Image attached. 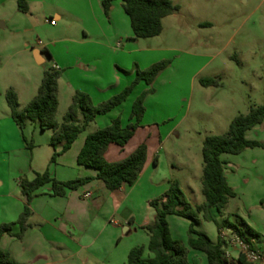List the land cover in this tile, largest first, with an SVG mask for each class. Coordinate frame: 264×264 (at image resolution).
I'll return each mask as SVG.
<instances>
[{
    "label": "rangeland",
    "instance_id": "374dc122",
    "mask_svg": "<svg viewBox=\"0 0 264 264\" xmlns=\"http://www.w3.org/2000/svg\"><path fill=\"white\" fill-rule=\"evenodd\" d=\"M58 1L59 6L68 10L70 18L66 25L60 24L62 31L44 23L33 29L35 40L40 38L48 46L52 58L46 57L42 64L34 56H28L32 58L28 63L26 57L21 55L13 57V60L10 57L0 60L2 107L7 108L5 92L8 89L21 91L29 87L31 82L39 88V80H42L44 71L55 68L57 63L60 64L62 80L56 120L61 123L70 105V97L65 94V85L69 80L81 82L82 78L94 77L99 70L106 71L108 77L119 75L121 81L113 82L106 99L91 98L93 104L98 106L131 86L136 80L137 70L146 71L154 64L168 62L169 66L152 85L153 93H148L150 87L141 81L119 108L100 119H111L108 126L112 122L111 117H114L113 120L119 118L123 127L134 123L135 120L131 118L133 106L137 98L147 92L144 101L146 111L141 122L145 128L136 133L135 139L147 145L151 157L155 154L157 156L153 180L160 184V188H155V200L165 196L171 182L177 181L189 203H194L192 190L196 191L195 197L204 202L202 150L205 139L227 133L235 117L248 114L252 107L264 105V0H171L180 10L163 20L161 35L139 39L137 42L131 41L133 32L130 19L122 3L116 2L106 14L102 0L97 20L92 19L93 31L85 46L78 43L82 37V22L79 18L80 13L91 15V9L85 11V5L81 2L84 5L81 6L78 0ZM25 2L29 8V0ZM48 6L47 2L44 9ZM47 12L49 14L45 21L50 24L52 10L48 9ZM22 40V36H19L13 41V48L20 47ZM101 44L108 45V51ZM81 58L96 61L99 66L91 67L84 73L74 64L76 59ZM67 64H70L69 67ZM205 78L216 79L218 85L204 87L201 80ZM90 83L94 84L90 81L88 86ZM28 98L22 102L28 104L32 100ZM96 123L92 122L81 135L94 133L97 130ZM29 132L30 129L25 134L33 145L32 151H43L45 144H38L40 140H47V136L37 135L34 141ZM257 134H261L258 138L264 141V131ZM157 147L158 151L155 152ZM5 159L6 155L2 154L0 172L6 171L9 185L17 186V179L9 175ZM222 160L227 162V183L236 193V197L229 200L225 209V218L234 224L232 215L236 214L248 224L251 211L255 213L254 206L262 201L258 193L260 189L264 195V149H246L238 155L224 154ZM16 165V154L13 153V175ZM142 185L149 188L148 176ZM141 213V210L137 211L136 219H140ZM173 219L184 224L186 220L171 217L168 224L172 237L188 248L180 237L186 234L185 229L183 234L181 225L172 222ZM196 229L207 234L213 241L218 240L216 224L202 221ZM224 232L227 237H234L228 229H224ZM140 233L143 235V232ZM128 238L121 237V240L117 239L113 244L115 260L121 257L125 239ZM147 243H138L136 247H146ZM0 251L16 261L13 258L12 237L3 240L0 236ZM44 253L49 256L44 263L55 260L59 254L49 246L45 247ZM149 256L146 250L145 258ZM87 257L85 252L70 264H95L93 261L85 263ZM19 258V262H24L27 256ZM124 258L120 264L126 263L127 257Z\"/></svg>",
    "mask_w": 264,
    "mask_h": 264
},
{
    "label": "crops",
    "instance_id": "0c3cea01",
    "mask_svg": "<svg viewBox=\"0 0 264 264\" xmlns=\"http://www.w3.org/2000/svg\"><path fill=\"white\" fill-rule=\"evenodd\" d=\"M56 1L29 0L28 12H22L19 9L18 0H0V60L5 59L4 57H10L9 59L12 58L13 60V57L21 55L26 57L25 60L28 63L32 60V58L30 59L28 56H34L35 60L42 64L45 63L46 57L49 59L52 58L48 46H46L40 38L35 40L33 29L44 23L46 26L59 28V30L62 31L60 24L63 23L66 25L70 18L67 12L68 10L59 6L58 4H60V2L58 0ZM78 1H80L81 6L85 5V11L88 12L91 9V15L87 13L83 15L80 13L81 18H79L82 22L80 26L82 37L79 38L78 43L85 46L93 31L92 23L94 21H92V19L97 20V13L98 10H100L99 4L102 0ZM47 2L49 6L45 10L44 7ZM81 2L84 5H82ZM116 2L114 4H116ZM48 9L52 10L49 21L55 20V25L47 24L45 21L49 14L47 12ZM19 36L23 38L21 46L13 48V41L17 40ZM138 40L139 39L134 38L133 33L131 41L137 42ZM34 45H36V47ZM101 45L108 51V45ZM100 63L102 67L103 64L101 61ZM74 64L84 73L91 67L99 66V63L96 61L82 58L76 59ZM69 65L70 64H67V67H69ZM55 68L61 71L60 64L56 63ZM61 80L60 77L58 92L59 107L61 100ZM39 81L41 84L42 80ZM90 81H93L94 84L90 83V86H88ZM115 81H121L119 75L108 77L106 71L100 72L99 70L97 75L89 79L82 78L81 82L69 80L65 85V94L70 97V105L77 91L90 95L92 99L103 100L106 99L105 97L108 95ZM36 87L38 88V86H34V82H31L29 87H24L21 91L17 89L21 110L25 108V106L22 108V105H27L25 104L26 102H22V100L28 97L32 99L37 90ZM114 110L106 115L98 116L95 119V122H97L95 125L97 130L109 125L111 119L105 121L100 118H102V116H109ZM111 118L113 121L114 117ZM144 128L145 127L140 126L136 133ZM29 129V135H31L34 141L37 135L47 136V140H40V144H38L40 146H42L41 143L45 144L43 145V151H38L37 153L32 151L33 145L29 143L28 136L25 134L26 130ZM262 131H264V122L250 130L246 137L249 140L262 141V143H264L263 140L258 138L261 134H257V132ZM52 135L53 132L51 130L43 131L37 123L31 121H27L24 129L21 130L12 118L8 104L6 109L2 107L0 93V156L2 154L6 155L7 159H5V161L8 164L7 170L9 175L17 179V186H10L6 171L0 172V226L3 224L16 223L24 212L27 199L22 195L19 185L21 177L27 176L29 179H33L35 173H43L46 170H49L51 175L60 182L96 176L95 170L79 166L77 162L78 155L84 146L87 136L80 135L71 148L58 157L56 163H51V158L54 153V148L51 145ZM135 135L125 147L111 144L105 154L106 160L110 163H115L129 157L143 143L142 141H136ZM158 147L155 149V152L158 151ZM13 153L16 154L17 161L14 175ZM155 155L151 157V155L148 154L145 168L133 186L124 185L118 190L110 191L103 182L94 180L84 184L77 190L68 191L65 196H53L51 184L39 189L37 195L30 203V208L32 210V215L29 218L30 227L24 232L22 238L19 239L7 233L1 236L3 240L8 237L13 238V258L20 264H70L71 261L79 259L81 255L86 252L89 257L86 258L85 263L93 261L95 264H120V261H124V257L128 258L129 252L139 245L138 243H147V241L149 243V234L145 230V227L152 224L155 220L156 213L150 203L155 201V188H160V184L155 183L153 180V168H156L154 160L157 157ZM226 166L227 162L225 164V167ZM146 176H148L149 188L143 187L142 185ZM192 192L196 196V191L192 190ZM262 192L261 189L258 192L260 193L259 195H261L262 201L254 206L256 209L254 210L255 213L251 211L249 225L244 220L243 221L260 235V239H255L253 244L255 248L264 252V195ZM195 196L194 203H190L193 207L203 203L200 202L199 197ZM139 210H141L142 213L139 214L140 219L138 220L135 215H137L136 213ZM214 214L218 220H222L221 223L226 220L229 221L225 218V210L222 215L216 213V211H214ZM232 216L235 219L234 224L242 227L239 223L241 218L236 214ZM171 217H178L186 220V224L179 221L177 223L174 219L172 222L181 225L183 234L185 229L186 234L180 237H182L183 241L188 245L190 221L183 217L171 215L168 217L169 222ZM199 219V225H201V222L204 221L201 215H199ZM20 231V226L15 224L13 226V233L17 234ZM140 232H143V235H141ZM124 236H129L130 238L125 239L126 243L121 250V257L115 260V253L112 252L113 244L117 239L121 240V237ZM141 237L144 238L141 239ZM219 241L223 243V250L225 256L227 255V259L233 264H237V259L241 251L233 237H227L223 230L220 234L218 232V240L213 242L218 243ZM48 246L51 247L52 250L58 251L59 254L55 260L44 263L43 261H47L49 257L44 253L45 247ZM149 254L150 256L146 258H152V254L150 252ZM23 256H27L26 260H24V262H19V257ZM188 260L191 264H210L204 252L193 249L189 247V245Z\"/></svg>",
    "mask_w": 264,
    "mask_h": 264
},
{
    "label": "trees",
    "instance_id": "16d2710c",
    "mask_svg": "<svg viewBox=\"0 0 264 264\" xmlns=\"http://www.w3.org/2000/svg\"><path fill=\"white\" fill-rule=\"evenodd\" d=\"M116 1L122 2L123 9L130 18L134 38L137 39L161 35L163 20L180 10V7L171 0H103L102 6L106 14L109 13ZM18 5L22 12H28L29 8L25 0H18ZM168 66V62H160L152 65L146 71L137 70L136 80L131 86L98 106L93 104L90 95L77 91L61 124L56 120L59 108L58 92L61 71L56 68L44 72L36 96L24 109H20L18 94L13 88L6 91L5 98L11 116L21 130L24 129L27 121H31L37 123L41 130L53 132L51 145L54 148V153L51 163H56L58 157L71 148L73 143L98 116L106 115L121 106L133 93L139 82H145L150 87L148 93H153V83ZM201 84L204 87L217 86L218 81L205 78L201 80ZM146 95L147 92L141 94L133 106L131 118L135 120L134 123L123 127L118 118L113 120L110 126L97 130L86 137L77 162L79 166L95 170L96 176L60 182L51 175L49 170H46L43 173H35L33 179H29L27 176L21 177L19 185L22 195L27 199V204L16 223L0 226V236L7 233L19 239L22 238L24 232L30 227L29 218L32 215L30 203L37 195L38 190L48 184H51L53 196H65L68 191L77 190L94 180L103 182L110 191L118 190L124 185L133 186L145 168L148 156L147 145L141 144L129 157L115 163L108 162L105 154L111 144L125 147L133 138L145 115L144 101ZM263 122L264 105L255 106L250 109L248 114L235 117L227 133L208 136L205 139L202 150V194L205 199L204 202L193 207L181 192L178 182H171L170 189L165 196L150 203L156 215L154 222L145 227L149 234L148 245L133 248L128 254L126 264H191L188 260V248L171 235L168 224V217L171 215L183 217L190 221L188 245L204 252L210 264L233 263L225 257L222 242L214 243L207 234L197 231L196 227L200 224L199 215L204 221L216 224L219 234L224 229H229L248 243L260 239V235L243 220H239L242 227L227 220L221 223L214 211L222 215L229 200L236 197V193L227 183L226 162L222 160V156L224 154L238 155L246 149H264V143L249 140L246 137L250 130ZM156 163L157 157L154 160V164ZM15 224L21 228L17 234L13 233ZM146 250L152 254V258L144 257ZM0 264L20 263L12 260L9 254L0 251ZM237 264L249 263L240 254Z\"/></svg>",
    "mask_w": 264,
    "mask_h": 264
},
{
    "label": "built area",
    "instance_id": "2783aa9c",
    "mask_svg": "<svg viewBox=\"0 0 264 264\" xmlns=\"http://www.w3.org/2000/svg\"><path fill=\"white\" fill-rule=\"evenodd\" d=\"M49 23L51 25H55L56 21L50 20ZM113 222H115V221H113ZM229 232H231L232 235L234 236L233 239L236 241V244L241 251V255H243L245 257L247 263H249V264H264V252L255 248V246L253 244L254 240H252L251 243H248L245 240L238 237L237 235H235L231 230H229Z\"/></svg>",
    "mask_w": 264,
    "mask_h": 264
}]
</instances>
